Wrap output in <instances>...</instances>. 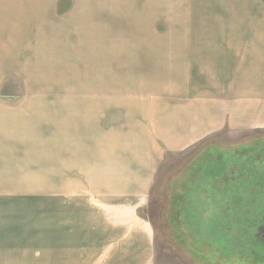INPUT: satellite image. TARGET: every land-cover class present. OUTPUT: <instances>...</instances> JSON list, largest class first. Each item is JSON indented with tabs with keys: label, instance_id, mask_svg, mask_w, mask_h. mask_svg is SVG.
<instances>
[{
	"label": "rangeland",
	"instance_id": "374dc122",
	"mask_svg": "<svg viewBox=\"0 0 264 264\" xmlns=\"http://www.w3.org/2000/svg\"><path fill=\"white\" fill-rule=\"evenodd\" d=\"M38 2L43 13L7 31L16 35L0 83V264H264V129L241 125L255 118L246 106L263 103L253 89L264 85V12L247 4L243 20L239 0ZM129 45L139 46L134 60L110 67ZM97 57L108 66L95 71ZM233 80L251 100L223 99ZM77 92L144 96L103 101L102 128L76 122L67 133L58 119L87 102ZM98 143L116 148L86 156ZM152 147L160 159L150 186L110 179L119 159L145 161ZM106 161L104 180L73 179L95 177L87 168ZM134 185L146 186L127 222L123 194ZM130 225L149 231L148 242L135 233L122 245Z\"/></svg>",
	"mask_w": 264,
	"mask_h": 264
},
{
	"label": "crops",
	"instance_id": "0c3cea01",
	"mask_svg": "<svg viewBox=\"0 0 264 264\" xmlns=\"http://www.w3.org/2000/svg\"><path fill=\"white\" fill-rule=\"evenodd\" d=\"M247 4L250 5V12H254L255 13V17H256V12H261V14L263 15L264 12V8H262L261 6L264 5V0H239V16H241V14H243V20H246V15H247ZM40 3L38 2V0H0V83H1V79L2 78H6V62H7V47L8 45L12 42V38L14 35H16L15 31L10 34H8V29L10 31H13L15 28V19L18 20H23V19H29L30 16L35 15L36 17L38 16V14H40V12L45 11L46 9H41L39 7ZM258 19H260V17H258ZM257 34V33H255ZM9 35V36H8ZM234 36V34L232 33H226L224 34V36ZM240 36H244L246 37L247 31L246 30H240L239 32ZM9 38V39H8ZM234 42V41H233ZM139 48V46H132L129 45L127 47V49H123L119 52L118 55H116V49L114 51H112V55H116L117 57H111V61L109 63V66L111 67L112 63L118 62L117 59H126L128 61V59H132L134 60L135 56H130V53L134 54V48ZM246 49V48H245ZM244 49V51H245ZM84 50V49H83ZM86 50V49H85ZM69 51V50H68ZM67 51V52H68ZM94 51V53L97 52V50H91ZM128 53V54H127ZM119 64L116 63L115 66ZM97 65H101L102 69L104 67H107L108 65H104L103 62H101V60L98 59L95 61V71L100 70L99 67H96ZM130 70L129 68H126V73H128ZM131 74L134 76L136 74V71L134 70V67L132 68V70L130 71ZM134 74V75H133ZM229 74V73H228ZM245 74V73H244ZM135 77V76H134ZM234 82V87H232L229 83H227L224 88H223V99H227L228 101H230L232 94L236 95L238 94V92H240V98H247L249 97L247 94L248 89H246V87L243 86V83L239 84V81L237 83V81L233 80ZM247 83V81H246ZM258 85V84H257ZM254 91V98L257 97L258 101L259 99L262 100V105H255V106H246L247 108H250L251 110L254 109V113H252V115L255 116V118L252 121H247L248 123H250L249 125H242V127H248L251 124L253 125H261L262 129H264V85L263 88L260 89L259 86L255 87L253 89ZM78 95H80L78 98L76 99H81L83 101H87L86 104L81 103L78 106H74V107H68L67 108V112L68 114H66L64 117H62L61 119H58L59 122L62 124V126H65V130L68 133V127L72 125H75L76 122L79 124V126L81 125H85V122H94L95 120H99L98 124H94L95 126H98L100 128H102L101 125V116L102 115V111H103V101H121L124 100L126 98V101H134L135 99V95L140 94V97H143L144 93L142 92H120V94H113V93H104L100 94V93H89V92H85V93H79L77 92ZM237 93V94H236ZM68 96V99H70V93H66ZM215 96V94H214ZM251 96V95H250ZM4 96L0 93V173L3 172L2 170V162H1V150L6 149L7 147V142L3 141V139L5 140L6 138V130H7V108H6V104L2 103ZM248 99L251 100V98L249 97ZM223 100V101H224ZM4 102V101H3ZM71 108V109H70ZM107 108V107H106ZM212 108L215 109V106H212ZM110 109H113V105L110 104ZM176 111L180 112V108H175ZM66 110V109H64ZM215 111V110H213ZM222 116H224V114L222 113ZM214 125H218V128L221 124V121L219 120L218 123L214 124ZM224 125V124H223ZM222 125V126H223ZM207 125H205L204 127H206ZM220 126V127H222ZM86 127V126H85ZM240 127V125H239ZM84 128V127H83ZM212 127H208V130H210ZM216 128V127H215ZM214 128V129H215ZM111 129V128H110ZM63 132V133H66ZM211 132V130H210ZM185 135H187V137L190 135V133H186ZM2 138V139H1ZM169 142H165L164 144V148L166 149H170V148H174L177 146H181L183 144V137L182 135H180L175 141L174 143H176L173 146H171L172 141H170V139H168ZM108 143V142H106ZM110 143V142H109ZM178 143V144H177ZM98 145L96 146L94 149L95 151L91 153V151L88 152V154H86V156L88 157H98L100 154H98L96 152L97 148H104V149H110L113 150L115 147V145L113 143L111 144H104L103 147L101 146V143L95 144ZM84 147V146H82ZM86 148V147H85ZM152 149H153V153H152ZM107 158L110 159L108 153L106 154ZM5 157V154L4 156ZM159 156H157V152L154 150V148H151V151L148 153L145 161L141 158L140 161L138 162H134L131 161L130 159H119V163L118 166L116 167L115 171H117L118 173L115 174L117 176L111 177V180H119V181H144V182H148L149 186L151 185V180L153 179L152 176V172L155 171L159 159ZM111 160V159H110ZM102 161V160H100ZM131 161V162H130ZM107 163H103V164H98L95 163L94 164V170L87 168L88 172H94L95 174L98 175H102V176H98L96 175L95 177H86V176H82L84 175L83 173H81V176H77V177H73V179H100V180H104L103 175L106 174L104 173V171L107 170V164H110L108 161H106ZM5 163V162H4ZM81 164H87V163H81ZM108 169H110V165L108 166ZM4 172H5V167H4ZM124 175V176H122ZM66 177V176H65ZM109 179V178H107ZM146 185L144 186H139V185H134L131 186L132 189L128 190L131 192H135V195L133 193L127 192V194H123L126 197H128L129 199H132V201L130 203H128V207H126V211H127V222L129 220V218L131 219L136 211V205L135 202L134 204H132L133 199H135L134 201H136V198H138V200L142 197L141 194L136 195L138 193H140ZM149 188V187H148ZM148 191V189H147ZM132 205V208L130 207ZM126 229H129V226L126 225ZM143 226H135L134 225L131 226L130 225V233H129V237L126 238V242H124L122 245H134L135 244V239H136V234L138 233V237L139 240L141 241L140 243H147L148 240H146V237L150 238V234L149 231L147 232V230L142 231ZM120 230V229H119ZM145 232V233H143ZM123 235V234H122ZM125 239V238H124Z\"/></svg>",
	"mask_w": 264,
	"mask_h": 264
},
{
	"label": "flooded vegetation",
	"instance_id": "af4514ba",
	"mask_svg": "<svg viewBox=\"0 0 264 264\" xmlns=\"http://www.w3.org/2000/svg\"><path fill=\"white\" fill-rule=\"evenodd\" d=\"M259 221H260V220H259ZM259 221H255V224L257 225V223H259ZM261 221H264V217H261ZM261 225H262V223H259V224H258V227L256 228V232H257V233H256V236H258V237H259V236H260V237H264V235H260V234H262V233H261V231H262V226H261ZM258 232H259V233H258ZM263 241H264V238H263Z\"/></svg>",
	"mask_w": 264,
	"mask_h": 264
}]
</instances>
